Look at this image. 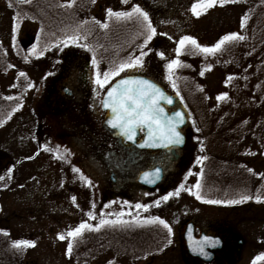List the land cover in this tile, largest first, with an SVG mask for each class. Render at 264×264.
<instances>
[{
  "label": "rangeland",
  "instance_id": "rangeland-1",
  "mask_svg": "<svg viewBox=\"0 0 264 264\" xmlns=\"http://www.w3.org/2000/svg\"><path fill=\"white\" fill-rule=\"evenodd\" d=\"M44 1L43 7L28 6L26 1L9 10L0 0V104L4 106L0 112L6 117L0 127V161L15 163L14 169L5 166L8 175L0 181V187L5 188L0 216L8 218L6 225L17 241L33 242L28 251H20L22 264H194L181 257L178 228L186 220L217 230L226 241L224 251L200 264H264V260H256L264 254V16L259 10L252 12V6L240 0L228 5L227 0H217L210 8H200L201 14L196 16L191 5L207 0H162L159 10L148 13L156 35L145 43L147 29L134 14L133 19H123L127 21L120 31H129V35L121 39L120 50L112 40L113 51L108 56L106 50H85L79 39L87 38L89 32L81 33L82 28L89 31L95 19L101 22L107 17L109 9L142 8L144 0H94L92 11L83 9V18L73 21L75 26L71 23L74 35H57L59 38L51 36L53 27L49 29L36 15L48 7L50 0ZM58 1L65 4L71 0ZM233 32L244 39L226 42L215 53L205 54L190 43L176 53L184 36L192 37L201 47H212ZM69 36L78 39L68 40ZM141 52L145 55L140 66L119 76L147 74L177 94L189 114L187 145L182 160L161 187L151 193L128 195L123 191L119 197L109 189L107 173L98 169L94 154L99 143L113 142L102 128L98 111L102 91L119 76L111 77L103 88L96 79L98 74L103 79L105 72L140 57ZM174 59L179 66L170 72L168 65ZM81 64H86L90 104L56 94L53 86L66 81L67 76L75 78ZM224 94L223 99H217ZM81 103L84 106L78 107ZM201 157L204 159L198 161ZM198 181L199 189L195 187ZM181 185L179 196L161 199ZM197 191L201 199L196 198ZM243 195L251 199L238 204L205 202L239 200ZM136 204L147 205V211L137 209ZM120 217L148 221L149 243L96 253L87 261L78 259L82 252L94 249L91 240L82 252L69 255L68 231L82 222L94 230L101 219ZM152 218L164 220L171 233L151 225ZM106 225L98 232L105 235ZM61 234L64 240L58 238ZM107 239H101L100 247L112 249V240ZM160 243L163 249L157 253ZM143 249L149 254L138 259L134 251Z\"/></svg>",
  "mask_w": 264,
  "mask_h": 264
},
{
  "label": "snow or ice",
  "instance_id": "snow-or-ice-1",
  "mask_svg": "<svg viewBox=\"0 0 264 264\" xmlns=\"http://www.w3.org/2000/svg\"><path fill=\"white\" fill-rule=\"evenodd\" d=\"M223 3V0H220ZM217 3V0H207V3L200 4L196 3L192 5L191 11L194 15L199 16L201 13L199 11L200 8H210ZM110 16L114 15L116 18H123V19H131L134 14H137L138 17L142 18V23L144 27L147 29V35L145 39V43L153 38L156 35V30L152 27L148 13L144 12L139 6H135L132 8L130 12H115L113 13L112 10H108ZM241 26H244V18L241 19ZM103 27H107V25H103ZM68 40H77V36H69L67 37ZM244 37L239 35L235 32L227 34L223 36L214 46L212 47H201L195 39L189 36H184L179 41V47L176 49L177 55H179L180 50L186 43H190L194 45L197 49L205 54L215 53L221 49V47L229 41H236V40H243ZM145 55L144 52H141L140 57H136L134 60H130L125 63L119 64L113 71L105 72L103 74V79L100 78L99 74L97 75L96 84L103 88L106 84L109 83V80L113 76H119V74L125 71L128 68L139 67L141 64V57ZM161 55H163L161 53ZM95 63V61H93ZM179 66L178 60H172L169 65V71ZM201 75L204 73L201 72ZM22 75V74H21ZM226 94L223 96H218L217 99H223ZM164 99L163 93H161L160 89L155 86V84L150 83L147 80L143 79H124L121 80L116 87L110 88L107 92V99L103 101V107L106 109L111 110V118L108 119L107 124L113 129H119L121 135L126 136L128 140L134 139V132L135 129L139 128L141 131L144 130V127H147L149 139L152 141L151 144L141 145L143 146H157L155 141L159 140L162 142L164 147L173 144H179L182 142L179 132L176 131V124L182 122L183 114L180 112L175 113L176 119L173 120L170 117H166L164 114V110L160 107V100ZM168 103H172V100L169 98ZM204 158H198V161H202ZM11 171V169H9ZM73 171H79L78 169H73ZM159 169H156V174H159ZM249 171H252L249 169ZM145 179L152 183L154 182L152 179L149 178L150 174H144ZM4 176H0V181L4 180ZM90 183V182H89ZM184 186L181 185L177 188L174 192H170L164 195L161 199L163 201H168L171 197L179 196L180 190ZM197 189L200 188L199 181L195 185ZM197 199H201L199 192L197 191L194 193ZM251 199V197L247 195L241 196L239 200L233 199L228 201L222 200H208L205 201L206 203L210 204H221V203H228V204H238L243 203L247 200ZM259 197H257V201H259ZM75 197H73V201ZM160 201H157L156 204L159 205ZM135 207L137 209L143 208L147 211V205L136 204ZM92 214L89 213V216ZM152 223H159L165 229L168 230L170 234L172 229L169 225L162 219L159 218H152L150 221ZM127 223V221L123 220H104L101 219L100 223L95 226V230H99L102 226L106 224H122ZM92 226L87 224L86 222H82L78 227L74 230H70L67 233L68 237L75 238L79 237L84 229H91ZM58 238L60 240H64V235H59ZM171 243V241H169ZM214 243H219V241H215ZM14 247H21V246H34L33 242L30 241H15ZM72 243H68L67 251L70 254L72 251ZM203 251V249H201ZM256 260H264V254L261 256L256 257ZM253 264H256L253 261Z\"/></svg>",
  "mask_w": 264,
  "mask_h": 264
},
{
  "label": "trees",
  "instance_id": "trees-1",
  "mask_svg": "<svg viewBox=\"0 0 264 264\" xmlns=\"http://www.w3.org/2000/svg\"><path fill=\"white\" fill-rule=\"evenodd\" d=\"M26 1H28L30 4H27L28 6H46L45 1L44 0H1V2L7 6L9 8V10H12L13 8H16L17 5L19 3H25ZM93 1L94 0H71L69 2H65V4H61V2H59L58 0H50L48 3V7L42 8V10L37 11L36 15L43 21H45V23L47 24L48 28L50 29L52 28V32H51V36L52 35H56L54 38H59L58 36L63 35L66 37V35H74L73 34V30H71L70 25L72 23V26L74 25L75 20H78L80 18H83L82 15V10L87 8V12L92 11L93 9ZM149 1L151 0H144L143 6L141 9H143L144 12L149 13L150 15H153L155 10H159L160 5L162 4V0H152L151 4L149 5ZM170 1V0H168ZM234 1V0H233ZM232 0H227L226 5H228L229 3H234ZM243 3H247L249 4L252 9V12L255 10H259L258 14L259 15H263L264 16V0H240ZM135 2V1H134ZM207 3V1H205ZM70 3V4H69ZM197 3V2H196ZM193 3V4H196ZM200 3V2H198ZM135 3H133L132 6H134ZM160 4V5H159ZM192 4V5H193ZM191 5V6H192ZM92 6V7H91ZM147 6L152 7L151 9L148 8ZM112 10L113 13L118 12L117 10H113V9H109ZM132 10V7L130 10H125L122 12H130ZM55 13H61L59 15L56 16H52ZM121 12V11H119ZM65 13H67V15H65ZM107 17L103 18V20H101V22L99 20H94L95 24H91L89 31H84L83 28L81 30V33H88L86 37H82V39H79L80 44L85 46L87 51L89 52H95L98 53L100 52H104L106 50V54L111 55L112 51H113V46L111 45V41L114 40L115 41V45L114 48L117 49V51L120 50V42L121 39L125 36V35H129L127 33H129V31L126 32H121V30H123L122 25L126 24V21H123V18H116L114 15L110 16L109 13L107 12ZM258 15V16H259ZM257 17V16H255ZM18 19V17L16 18ZM133 19V17L131 18ZM91 20V19H90ZM130 20V19H128ZM52 21H54L53 23H51ZM18 22V21H17ZM11 24V23H9ZM103 25H107V27H103ZM10 26V25H9ZM125 26V25H123ZM11 28V26H10ZM93 31H97L94 35H93ZM104 33V34H103ZM105 38V40L102 37ZM58 35V36H57ZM100 35V37H99ZM102 37V38H101ZM37 39H39V37H37ZM103 39V40H102ZM82 42H84L82 44ZM105 46V49H104ZM93 52V53H94ZM103 54V53H102ZM96 54H93L94 59L97 61L99 60V58H97V56H95ZM73 57L75 58H79L77 55H73ZM103 59V58H102ZM101 60V59H100ZM108 65H109V60L107 61ZM96 65V63H95ZM97 66V65H96ZM156 66V65H154ZM153 77V76H152ZM154 78V77H153ZM2 99H0L1 101ZM0 109H4V106H2L0 104ZM1 111V110H0ZM0 116H1V120H0V127L4 125L5 123V112H3V115H1L0 112ZM11 161V160H9ZM9 161L5 160V161H0V176H4L6 178V176L8 175V172L5 168V166H11L12 169L15 168V163H10L9 165ZM5 180V179H4ZM3 180V181H4ZM4 186L0 187V198L2 196L3 190H4ZM115 220H123V221H127V223H122V224H107L106 226L107 229L106 234H101L100 232H98L99 230H91L90 231H84L82 232V234L79 237H75V238H71L67 236V240L70 241L73 245L72 247V251L69 255L72 254V252H82V249L90 246L89 242L92 240L93 241V245L90 247H94V249H89L86 250V252H82V254L78 257V259L82 260V261H87L90 258V255L95 256L96 253H102L104 251H114L119 249L121 246H125V248L128 250L129 247L131 249H133L132 245H144L146 243H149V232H147L148 228H146L147 226H149L150 224L148 223V221H142V220H137V219H132V218H126V217H120V218H114L112 221ZM8 218L6 217H1L0 216V264H22V258H20V251H24L23 249H25V251L29 250L30 246H21L19 248L14 247V242L17 241L16 239V234H14L15 232L11 231L9 227H7V222ZM151 225L154 226H159L161 228H164L162 225H160L159 223H152ZM156 228V227H155ZM104 231V232H105ZM98 236H103L102 238H99ZM98 237V238H97ZM112 240V245L113 248L111 249H107V248H101V239H103L104 241H108V239ZM96 239V241H95ZM20 241V240H18ZM21 241H25V240H21ZM165 242V241H164ZM163 242V243H164ZM163 243H160L159 246L160 248L157 249L159 250L157 253H159L161 251V249H163ZM167 243V242H166ZM165 243V244H166ZM155 245V244H154ZM155 247V246H152ZM124 248V249H125ZM130 249V250H131ZM147 249H143L141 251L135 252L134 253H138L139 257L138 259L143 258L144 255H148V251H146ZM163 251V250H162ZM153 252V251H150ZM18 260V261H17ZM25 261V260H24ZM26 264V263H25Z\"/></svg>",
  "mask_w": 264,
  "mask_h": 264
},
{
  "label": "flooded vegetation",
  "instance_id": "flooded-vegetation-1",
  "mask_svg": "<svg viewBox=\"0 0 264 264\" xmlns=\"http://www.w3.org/2000/svg\"><path fill=\"white\" fill-rule=\"evenodd\" d=\"M84 66H78L77 68V76L75 78H70L67 76L66 81L62 82H55V93L56 94H63L67 97H70L73 102H82L88 103V93H89V85L87 83L86 77H84ZM74 81V82H73ZM162 85V84H161ZM164 87V85H162ZM54 90V89H53ZM104 91V90H103ZM103 91L101 93V97L99 100V114H102V128L108 135L112 138L113 142L108 143H99V151H95V156L98 164L101 168L99 170H104L107 173L108 177V187L111 190L112 194L118 195L121 197V192H125L126 194L133 193L134 191H141L146 193H151L154 190L158 189L163 185L165 182L166 177L168 176L169 172L173 170V166L180 162L184 156V151L187 145V129L183 130V133L186 137L185 146L182 148H166V149H139L136 146L135 142H129L123 138L117 137L114 133L106 129L103 124L104 118L106 116L105 111L101 109V98L103 95ZM53 95V93H51ZM80 95V97H75ZM80 98V99H79ZM54 99V98H53ZM67 102V101H66ZM64 102V103H66ZM81 104H78V107H83ZM169 111L174 110V107L168 109ZM97 114V113H96ZM98 116V114H97ZM82 129L86 128L87 126L82 125ZM87 134L92 135L89 133V130L86 128ZM87 140L89 139L88 135ZM143 131H139V137H137L136 142L142 137ZM80 145V143H78ZM83 146V144H82ZM107 147L104 148V147ZM92 147H90L91 149ZM104 148V151L101 149ZM161 167L163 176L161 182L154 188H148L144 184L148 181L144 179H140L141 175L154 167ZM99 181V180H98ZM102 184L103 179H101ZM188 220L184 222V224L179 226V234H180V245L182 250V258L186 262H193L194 264L199 263L200 259L197 256L190 255L185 251V247L183 245L182 239V232L185 228V224ZM193 223V231L195 235H198L200 232L206 235H215L219 234L217 230H212L208 227H200ZM239 244V242L237 241ZM226 248V241H223L222 246L219 249L213 250L214 256L217 253L223 251Z\"/></svg>",
  "mask_w": 264,
  "mask_h": 264
},
{
  "label": "water",
  "instance_id": "water-1",
  "mask_svg": "<svg viewBox=\"0 0 264 264\" xmlns=\"http://www.w3.org/2000/svg\"><path fill=\"white\" fill-rule=\"evenodd\" d=\"M129 78L147 80L150 83L155 84V86L160 89L161 93H163V96H164V99L160 100V107L163 108L164 114H165L166 117H170L173 120H175L176 119V117H175V113L176 112H180V113L183 114L182 122L176 124V131L179 132L182 142L179 143V144L169 145L167 147H175V146L180 147V146H182L184 144V135L181 133L180 130H181L182 127L187 126L186 120H187V117H188V114H187L185 108L182 105H178V107H177V109L175 111L168 112L166 107H171L174 104H178L177 96L176 95L167 94L165 92V90L159 84H157L155 81H153L152 79H150L149 77H146V76H140V75L125 76V77H121V78L117 79L116 81H114L111 84V86L107 89V91H106V93H105V95H104V97L102 99V108L105 109L108 112V115H107L106 119L104 120L105 126L108 129L112 130V132L115 133L116 135L123 136V135L120 134L119 129H113L107 124L108 119L111 118V110L110 109H106V108L103 107V101L105 99H107V92H108V90L110 88L116 87V85L121 80L129 79ZM169 98L172 100V103H168V99ZM138 129L139 128L135 129L134 135L138 134ZM123 137L127 138L126 136H123ZM146 142L148 144L152 143V141L149 139V136H148L147 127L145 126L144 127V135L142 137V140L139 142L138 147L146 148V149L167 148V147H164L162 145V142L159 141V140L155 141V144L157 146H143L142 147L141 145L146 144ZM156 169L160 170L158 175L156 174ZM147 173L150 174L149 178L152 179L154 182L149 183V184L146 183V185H148L149 187L155 186L161 179V169H160V167H156L153 170L148 171ZM142 177H145V176L142 175ZM182 237H183V240H184V245H185L186 250L191 255L198 256L203 261H210L212 259V256H213V253L211 252V249H217V248H220V246H221V240H220V238L218 236L205 235L204 233L201 232L197 237H195L194 234H193L191 223H188L186 225L185 229L183 230ZM215 241H219V243H214ZM201 249H203V251H201Z\"/></svg>",
  "mask_w": 264,
  "mask_h": 264
}]
</instances>
